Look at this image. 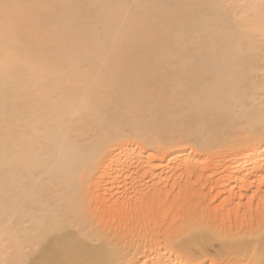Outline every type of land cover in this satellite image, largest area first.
<instances>
[{"label": "bare ground", "instance_id": "obj_1", "mask_svg": "<svg viewBox=\"0 0 264 264\" xmlns=\"http://www.w3.org/2000/svg\"><path fill=\"white\" fill-rule=\"evenodd\" d=\"M0 264H264V0H0Z\"/></svg>", "mask_w": 264, "mask_h": 264}]
</instances>
